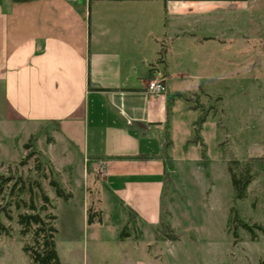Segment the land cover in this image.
<instances>
[{
	"label": "rangeland",
	"instance_id": "rangeland-1",
	"mask_svg": "<svg viewBox=\"0 0 264 264\" xmlns=\"http://www.w3.org/2000/svg\"><path fill=\"white\" fill-rule=\"evenodd\" d=\"M254 10L252 19L245 12L203 22L194 30L200 43L190 36L172 46V70L184 72L186 83L160 125L159 224L145 221L96 178L83 158L80 125L6 122L0 88V173L40 177L53 204L62 264H125V256L153 264H264V160L253 166L242 196L232 183L252 158H264V1ZM220 34L217 42L203 39ZM52 178L70 193L67 199L55 195ZM88 209L97 212L93 225ZM12 215V221L1 216L11 232L0 234V264H33L23 250L30 237L21 236ZM116 226L118 235L125 232L143 247L118 246ZM170 230L173 243L165 242Z\"/></svg>",
	"mask_w": 264,
	"mask_h": 264
},
{
	"label": "crops",
	"instance_id": "crops-1",
	"mask_svg": "<svg viewBox=\"0 0 264 264\" xmlns=\"http://www.w3.org/2000/svg\"><path fill=\"white\" fill-rule=\"evenodd\" d=\"M259 1L0 0L3 119L70 130L80 125L84 161L91 170L95 161L105 162V176L94 171L96 178L141 210L145 221L159 224L165 167L160 125L186 83L184 72L172 70V46L190 36L200 43L194 30L203 22L245 12L254 18L250 12ZM159 73L166 91L152 95L147 82ZM114 229L124 250L143 247ZM124 261L153 264L126 256Z\"/></svg>",
	"mask_w": 264,
	"mask_h": 264
},
{
	"label": "trees",
	"instance_id": "trees-1",
	"mask_svg": "<svg viewBox=\"0 0 264 264\" xmlns=\"http://www.w3.org/2000/svg\"><path fill=\"white\" fill-rule=\"evenodd\" d=\"M31 153L33 151H30L28 157ZM252 159L254 163L251 166L247 165L239 177L232 175V183L239 192V196H242L245 188L255 176L254 171H252L253 166L264 160L263 157ZM49 185L56 196L64 199L70 196V193L66 192L55 178L49 180ZM52 209L53 204L43 190L40 177L11 172L8 174L0 173V234L10 235L11 232V228L3 223L1 216L12 221V213H15L16 224L19 226L21 236L30 237L29 243H23V250L29 255L33 264H62L55 248V227L53 225L55 216L51 213ZM162 210H164L163 203ZM88 213L87 221L91 223L95 220L92 214L97 212H90L88 209ZM97 219L100 221V216ZM243 226L250 229L245 224ZM124 236L125 232L119 234L120 238ZM169 236L170 240L177 239L176 234L171 230Z\"/></svg>",
	"mask_w": 264,
	"mask_h": 264
},
{
	"label": "built area",
	"instance_id": "built-area-1",
	"mask_svg": "<svg viewBox=\"0 0 264 264\" xmlns=\"http://www.w3.org/2000/svg\"><path fill=\"white\" fill-rule=\"evenodd\" d=\"M147 91L152 95L162 94L166 91L164 76L154 77L147 82ZM99 178L106 174V166L103 160H97L92 166Z\"/></svg>",
	"mask_w": 264,
	"mask_h": 264
}]
</instances>
